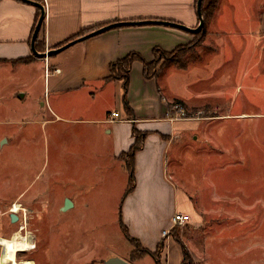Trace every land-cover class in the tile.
Instances as JSON below:
<instances>
[{
  "label": "rangeland",
  "instance_id": "1",
  "mask_svg": "<svg viewBox=\"0 0 264 264\" xmlns=\"http://www.w3.org/2000/svg\"><path fill=\"white\" fill-rule=\"evenodd\" d=\"M211 1L203 3L207 7ZM204 41L205 37L191 54L196 59ZM207 52L211 53L210 48ZM68 53L71 50L52 64H64ZM223 61H214V72V68L205 66L194 68L192 73L173 75L164 67L166 74L160 76L159 84L169 99L183 98L192 103L184 107L185 120L190 122L178 120L173 125L176 136L172 135L163 154L161 180L169 195L162 193L159 202L148 200L137 206L145 207L147 217L157 214L160 224L174 209L190 216L189 224L171 228L167 239L175 241L177 237L192 264H264V74L258 79V70L252 68L254 60H250L241 75L239 67V75L230 76L227 73L232 70L229 72ZM229 77L231 88L223 89V78ZM13 83L11 72L3 71L0 237L9 240L17 235L19 242L29 245L27 252L17 253L19 263L105 264L115 255L131 262L135 247L120 225L126 206L123 198L130 183L124 164L117 160L110 169L109 157L108 166L100 163V167H108L107 171L95 169V158L88 154L82 157L75 151L82 131L88 140L95 126L54 124V119L37 108L34 98L43 94L39 83L31 91L34 98L29 94L25 100L19 99L23 91L13 95ZM233 84L241 86L239 92ZM46 97L50 108L58 112V96L47 93ZM81 98L68 95L67 104L80 102ZM94 103L111 107L115 119L124 118L121 105L111 104L110 91ZM97 110L75 109L73 117L97 115ZM242 114L246 116L237 119ZM45 120L51 122L43 123ZM70 198L75 206L62 212ZM14 204L27 212V226L23 222L11 223L8 212ZM127 204L130 206L131 201ZM1 257L2 247L0 260ZM139 264H153V260L147 257Z\"/></svg>",
  "mask_w": 264,
  "mask_h": 264
},
{
  "label": "crops",
  "instance_id": "2",
  "mask_svg": "<svg viewBox=\"0 0 264 264\" xmlns=\"http://www.w3.org/2000/svg\"><path fill=\"white\" fill-rule=\"evenodd\" d=\"M29 1L44 7L45 18L36 40V43L44 44V53L65 44L83 30L94 29L95 31L114 23L166 21L190 29L196 28L199 24L198 0ZM38 13L40 10L37 7L22 0H0V75L3 71L11 72L14 80L12 93L15 95V91H23V95L19 97L21 100H25L29 94L34 98L31 91L36 83H39L43 94L34 98L37 108L39 107L49 119H54V124L95 126L88 140L87 137L84 138V130L82 131L75 143V151L82 157L88 154L95 158V169L101 172L108 170V167L100 166H103L109 157L112 162L110 169H112L113 163L117 160L122 162L119 157L129 152L135 141L132 135L133 125L140 133L148 134L142 150L135 157L136 186L134 192L126 198L122 225H125L131 237L151 252L164 242L162 264H181L180 246L178 247L174 240L167 239L171 237L170 234L168 237H163L164 231H170L173 228L174 215L181 212L174 209V213L168 215L165 224H160L157 214L147 217L145 207L140 204V208L137 206L138 203L146 204L148 200L159 202L158 198L162 193L169 195L167 185L162 183L161 171L163 154L170 146L172 135L176 136L173 125L179 122L171 121L169 118L172 105L177 101L183 103L184 107L189 108L192 105L183 98L166 97V89L159 84L160 76L166 74L164 73L166 68H169L173 75L192 73L194 68L203 69L205 66L212 70L216 64L214 61L223 58L224 64L229 66V72L232 70L230 74L227 73L230 76H238L239 67H241V75V71L246 70L249 61L254 60L252 68L258 70L256 77L259 79V75L264 74V0H220L212 18L205 22V41L203 48L199 50L198 58H195L196 55H189L185 61V68L171 65L158 70L155 78L146 80L143 65L135 62L130 71V88L127 97L135 115L134 120H129L124 110V118L115 119L112 116L114 113L111 107L103 105L100 107L94 103L103 100L105 94L110 91L111 104H119L123 109L122 82L108 80L110 65L124 59L132 52L140 54L146 62L152 63L154 48L171 53L178 47L192 43L194 35L163 26L124 27L78 43L51 58L42 59L35 57L31 49ZM208 48L211 53L207 52ZM68 50H71V53L63 58L66 61L64 64H52ZM206 53H208L207 56H205ZM21 60H29V62H17ZM215 69L213 72L216 71ZM200 72L198 74H201ZM23 77L25 81L21 80ZM198 79L202 80L201 77ZM202 81L206 79L203 78ZM223 81V89L229 90L230 77L228 80L223 78ZM2 82L6 83L5 80ZM233 86L239 92L241 86L234 84ZM47 93H53L60 99L58 112L50 108V102L46 100ZM68 95H81L82 98L80 102L68 105ZM67 108L70 109L69 112H66ZM75 109L82 111L98 109L96 113L99 112L97 115L80 114L78 118H74ZM245 116L237 115V119ZM48 121L45 120L43 123L51 122ZM79 185L77 183L76 186L79 187ZM137 195L140 197L136 201ZM129 201H131L130 206L127 204ZM73 204L75 206L74 202ZM113 257L126 261V258L120 255L108 259ZM144 260L145 258L129 263L139 264ZM153 264H155L154 260Z\"/></svg>",
  "mask_w": 264,
  "mask_h": 264
},
{
  "label": "trees",
  "instance_id": "3",
  "mask_svg": "<svg viewBox=\"0 0 264 264\" xmlns=\"http://www.w3.org/2000/svg\"><path fill=\"white\" fill-rule=\"evenodd\" d=\"M205 1V0H204ZM219 0H212L209 5L206 7L203 3V9H202V14L205 22L207 23L213 16ZM40 17V13H38L37 20ZM94 29H87L83 30L80 32L78 35L74 36L72 39L68 40L65 44L59 45L56 47L60 48L80 37H83L89 33H91ZM205 37V29L199 33L194 35V40L192 43L186 45V46H181L176 48L173 52L167 53L164 52L160 48H154L152 51V55L154 57V61L152 63L146 62L142 56L138 53L132 52L129 55H127L124 59L117 61L113 64L110 65V77L108 80H115V81H121L122 82V90H123V96H122V104H123V110L127 115V118L129 120H134L135 115L133 110L129 106L128 102V93H129V87H130V71L132 68V65L135 62H140L143 65V71H144V78L146 80H151L156 77L157 72L159 69L164 68V67H169L171 65H176L179 66V68H185V61L186 58L191 55L194 50L203 43ZM36 48L38 52L44 53L45 52V47L44 44L36 43ZM184 60V61H183ZM17 62H26L28 63L29 60H21ZM175 104L180 105L181 107H184V104L177 101ZM173 106V105H172ZM171 105L169 106V108ZM132 135L135 138L134 144L130 148L129 152L124 153L120 156V159L122 160L125 169L129 173V186L125 191L124 198H127L130 194H132L135 190V157L138 152H140L144 146V142L147 137V133H140L139 131L136 130L135 126L133 125L132 129ZM120 225L122 228V231L125 235V237L128 239V241L135 247V250L132 252V256L130 261L132 263L140 261L146 257H151L154 261L155 264H162L161 263V258H162V253L165 250V243L161 242L155 252H151L147 249H145L141 243L136 240L135 238L131 237L129 235L128 230L122 225L120 221ZM176 243H178L181 248H182V255H183V260L181 264H192L191 263V258L184 248V245L180 243V240L175 237Z\"/></svg>",
  "mask_w": 264,
  "mask_h": 264
},
{
  "label": "water",
  "instance_id": "4",
  "mask_svg": "<svg viewBox=\"0 0 264 264\" xmlns=\"http://www.w3.org/2000/svg\"><path fill=\"white\" fill-rule=\"evenodd\" d=\"M22 1L25 2V3L31 4V5L37 7L40 10V17L38 19V22H37V25H36V28H35V31H34V35H33V38H32L31 49H32V53H33V55L35 57L42 58V59L43 58H51L52 56H56V55L64 52L65 50L71 48L72 46L78 44V43L87 41V40H89L91 38H94V37L99 36V35H101L103 33H106L108 31H111V30H114V29H118V28L154 25V26H163V27L178 29V30L190 33L192 35L199 34L205 29V20L203 18V14H202L204 0H198L197 1V14H198V18H199V24L194 29H190V28H187V27H185L183 25L176 24V23H171V22H166V21H137V22L114 23V24L102 27V28H100L98 30H95V31L83 36V37H80V38H78V39H76V40H74V41H72V42H70V43L58 48V49H53V50H50V51H48L46 53L39 54L36 51L35 43H36L38 34L40 32L42 23H43L44 18H45L44 7L42 5H40L39 3L32 2V1H29V0H22ZM73 206H74L73 203L69 199H66L65 204H64V206L62 208V212L68 211L69 209L73 208ZM10 221H11L12 224L17 223L18 222V216L13 215V214L10 215ZM0 264H1V262H0ZM105 264H130V263L125 261V260H123V259H120L118 257H113V258H110L108 261H106Z\"/></svg>",
  "mask_w": 264,
  "mask_h": 264
},
{
  "label": "built area",
  "instance_id": "5",
  "mask_svg": "<svg viewBox=\"0 0 264 264\" xmlns=\"http://www.w3.org/2000/svg\"><path fill=\"white\" fill-rule=\"evenodd\" d=\"M114 116V114L112 115ZM171 121H178V120H185L187 118L186 116V110L181 107L178 104H174L171 109V116L169 117ZM9 215H16L18 216V222H23L27 226V221H28V214L25 211V209H22L21 206L19 205H12V207L9 209L8 212ZM190 216L186 214H176L174 215L172 219V227H182L190 222ZM170 234V231H164L163 232V237H168Z\"/></svg>",
  "mask_w": 264,
  "mask_h": 264
},
{
  "label": "bare ground",
  "instance_id": "6",
  "mask_svg": "<svg viewBox=\"0 0 264 264\" xmlns=\"http://www.w3.org/2000/svg\"><path fill=\"white\" fill-rule=\"evenodd\" d=\"M16 237L17 235L9 240L0 237V247H2V257L0 260L1 264H34L32 261H23L20 263L17 261V253L27 252L29 250V245H24L19 242Z\"/></svg>",
  "mask_w": 264,
  "mask_h": 264
}]
</instances>
